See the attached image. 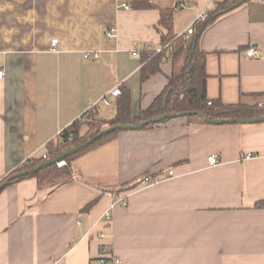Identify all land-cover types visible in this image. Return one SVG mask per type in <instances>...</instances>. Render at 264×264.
<instances>
[{"label":"crops","instance_id":"0c3cea01","mask_svg":"<svg viewBox=\"0 0 264 264\" xmlns=\"http://www.w3.org/2000/svg\"><path fill=\"white\" fill-rule=\"evenodd\" d=\"M148 1L156 9L123 10L130 0H0V181L94 105L99 118H113L114 104L100 100L117 84L130 92L132 116L146 109L173 68L167 61L140 82L142 50H161L158 9L182 5L173 16L179 36L222 0ZM199 48L209 100L264 107L262 0L219 16ZM86 51L99 59L86 60ZM72 169L51 188L28 178L0 193V264H100L110 255L120 264H264V206H256L264 201V122L182 117L121 131Z\"/></svg>","mask_w":264,"mask_h":264},{"label":"trees","instance_id":"16d2710c","mask_svg":"<svg viewBox=\"0 0 264 264\" xmlns=\"http://www.w3.org/2000/svg\"><path fill=\"white\" fill-rule=\"evenodd\" d=\"M249 0H222L214 3L213 9L205 12L206 18L198 21L194 26V33L188 43L183 36L173 33V16L177 6L173 9H158L159 20L157 31L160 34L161 50L146 47L142 50L139 76L140 82H144L152 75L161 71V65L170 61L173 65L172 75L163 91L155 97L152 103L137 116L131 115L130 92L120 85V95L114 99L115 115L109 120L98 117L97 105L87 110L82 116L62 129L56 139L48 143L45 153L38 157H31L20 164L12 173L0 181L3 183L10 176L26 170L33 169L45 161L54 159L69 149L79 146L104 129L117 125H136L140 122L161 117L165 114H178L180 112H199L210 119H258L264 116V107L247 106L242 104H223L220 100H209L206 96L207 73L205 70L206 57L199 48V38L203 31L224 13L232 11ZM130 8L136 10L156 9L148 0H130ZM189 122L207 124L197 116L186 117ZM168 121L164 120L159 124ZM159 124H149L142 130L152 129ZM87 127L84 135L80 134V128ZM122 130L114 131L101 137L92 146L75 155L67 157L65 165L58 167L56 164L47 167L31 176L11 181L9 186L19 181L33 178L39 189L54 187L62 182L70 180L73 176L72 162L81 154L93 148L99 147L112 140ZM140 182V181H139ZM125 185L121 190H129L136 184ZM91 204L85 207H88ZM257 207H263L264 201L256 203Z\"/></svg>","mask_w":264,"mask_h":264},{"label":"water","instance_id":"95a60500","mask_svg":"<svg viewBox=\"0 0 264 264\" xmlns=\"http://www.w3.org/2000/svg\"><path fill=\"white\" fill-rule=\"evenodd\" d=\"M188 116H197L207 122V124L210 125H224V124H256V123H262L264 122V116L258 119H229V120H218V119H210L207 116H205L202 113L199 112H180L178 114H165L161 117H155L151 120L140 122L136 125H117L114 127H109L104 129L102 132L94 135L90 139H88L86 142L82 143L79 146L73 147L69 149L68 151L58 155L54 159H50L48 161L43 162L42 164L38 165L37 167L26 170L20 173H16L9 178H7L3 183L0 184V193L9 186L11 181H18L19 178L31 176L35 173H38L39 171L50 167L52 165H55L59 162L64 161L67 157L71 155H75L79 152H82L83 150L87 149L88 147L92 146L97 140H99L101 137L106 136L114 131L122 130V131H137L142 130L144 127L148 126L149 124H159L164 120H171L175 118H182V117H188Z\"/></svg>","mask_w":264,"mask_h":264},{"label":"built area","instance_id":"2783aa9c","mask_svg":"<svg viewBox=\"0 0 264 264\" xmlns=\"http://www.w3.org/2000/svg\"><path fill=\"white\" fill-rule=\"evenodd\" d=\"M262 2L264 3V0H262ZM120 7L123 9V10H129L130 9V6L128 3H122L120 5ZM178 8H181L182 5L179 4L177 6ZM206 18V14L205 13H202L200 14L197 19L195 20V22L188 28V30L179 35V36H183L184 38L187 37V36H191L193 33H194V26L195 24L198 22V21H202ZM105 37L108 39V40H113L115 39V34H114V31L112 29H108L106 32H105ZM57 40L54 39L51 41V51H54V48L55 46L57 45ZM156 52H159L156 50ZM247 56L249 57H254V58H258V55L257 53L255 52L254 49H250L247 51ZM137 55V52L136 51H133L132 52V56H136ZM84 58L86 60H98L99 59V54L97 52H94V51H86L84 52ZM4 76V73L2 70H0V79H2ZM120 95V85L117 84L115 85L110 91H108L107 93H105V95L101 98L100 100V104L104 105V106H111V104L113 103L114 99H116L118 96ZM252 157V155H247L245 157V159H250ZM207 162H208V165L210 166H215L218 164V160L216 158V156L212 155L210 157L207 158ZM58 167H62L65 165V161H62V162H59L56 164ZM173 175V172L171 171H168L167 173V176H172ZM151 178L150 177H144L142 180H141V183L143 184H150L151 183ZM121 207H124L126 206V201L123 200L121 202ZM107 219H109V216L107 215ZM98 238L99 240L104 244V240H105V235L102 234V233H99L98 235ZM108 262H110V264H120V261L119 259H117L116 257L110 255L108 258H101L100 259V264H107Z\"/></svg>","mask_w":264,"mask_h":264},{"label":"rangeland","instance_id":"374dc122","mask_svg":"<svg viewBox=\"0 0 264 264\" xmlns=\"http://www.w3.org/2000/svg\"><path fill=\"white\" fill-rule=\"evenodd\" d=\"M110 110H112V108H109Z\"/></svg>","mask_w":264,"mask_h":264}]
</instances>
